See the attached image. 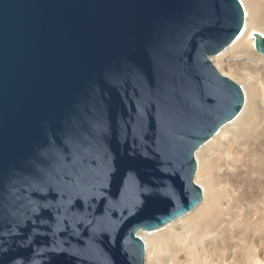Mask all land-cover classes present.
I'll return each instance as SVG.
<instances>
[{
    "label": "water",
    "instance_id": "water-1",
    "mask_svg": "<svg viewBox=\"0 0 264 264\" xmlns=\"http://www.w3.org/2000/svg\"><path fill=\"white\" fill-rule=\"evenodd\" d=\"M239 0H0V264H144L240 112L209 56ZM254 47L264 54V36Z\"/></svg>",
    "mask_w": 264,
    "mask_h": 264
},
{
    "label": "bare ground",
    "instance_id": "bare-ground-1",
    "mask_svg": "<svg viewBox=\"0 0 264 264\" xmlns=\"http://www.w3.org/2000/svg\"><path fill=\"white\" fill-rule=\"evenodd\" d=\"M237 37L209 56L244 94L236 117L194 153L202 191L192 210L153 230H139L144 264H264V0H239Z\"/></svg>",
    "mask_w": 264,
    "mask_h": 264
},
{
    "label": "rangeland",
    "instance_id": "rangeland-1",
    "mask_svg": "<svg viewBox=\"0 0 264 264\" xmlns=\"http://www.w3.org/2000/svg\"><path fill=\"white\" fill-rule=\"evenodd\" d=\"M234 81V80H233ZM241 87V86H240Z\"/></svg>",
    "mask_w": 264,
    "mask_h": 264
}]
</instances>
